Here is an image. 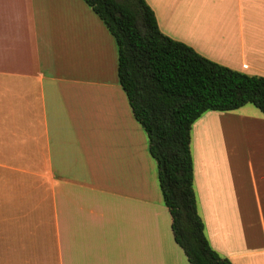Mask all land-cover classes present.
Returning <instances> with one entry per match:
<instances>
[{
    "label": "crops",
    "instance_id": "0c3cea01",
    "mask_svg": "<svg viewBox=\"0 0 264 264\" xmlns=\"http://www.w3.org/2000/svg\"><path fill=\"white\" fill-rule=\"evenodd\" d=\"M146 1L165 34L264 76V0ZM245 107L193 123L194 188L214 249L264 264V113ZM229 120L239 158L197 160L192 134L224 139ZM0 264H192L117 42L85 0H0Z\"/></svg>",
    "mask_w": 264,
    "mask_h": 264
},
{
    "label": "trees",
    "instance_id": "16d2710c",
    "mask_svg": "<svg viewBox=\"0 0 264 264\" xmlns=\"http://www.w3.org/2000/svg\"><path fill=\"white\" fill-rule=\"evenodd\" d=\"M118 45V77L149 138L175 241L192 264H233L211 245L198 211L193 123L206 111L252 103L264 113V76L222 65L160 29L146 0H85Z\"/></svg>",
    "mask_w": 264,
    "mask_h": 264
},
{
    "label": "rangeland",
    "instance_id": "374dc122",
    "mask_svg": "<svg viewBox=\"0 0 264 264\" xmlns=\"http://www.w3.org/2000/svg\"><path fill=\"white\" fill-rule=\"evenodd\" d=\"M173 35H176V33H174ZM244 106H246L245 108H249L247 110L248 112L256 111L258 114H262L261 110L252 103H247ZM247 111H237L232 114H243V112ZM232 117L238 120V117ZM237 123V121L234 123L232 120L226 121L225 126H228L229 128H226L227 130L225 131L224 139L222 136L220 140L216 139V132L213 131L209 132L210 134H207L206 129L202 132H194V135L192 134V147L193 151L196 152V159L200 161L207 158L205 156H209L210 158L229 160L239 158L240 151L237 150L235 146H232V143H228L239 141L238 131H240L241 128ZM229 124H231L232 126H230ZM231 165H233V163H231Z\"/></svg>",
    "mask_w": 264,
    "mask_h": 264
}]
</instances>
